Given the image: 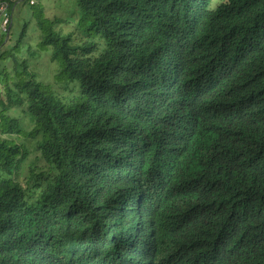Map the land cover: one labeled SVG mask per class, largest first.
Masks as SVG:
<instances>
[{
    "label": "trees",
    "instance_id": "trees-1",
    "mask_svg": "<svg viewBox=\"0 0 264 264\" xmlns=\"http://www.w3.org/2000/svg\"><path fill=\"white\" fill-rule=\"evenodd\" d=\"M4 1L0 264H264V0Z\"/></svg>",
    "mask_w": 264,
    "mask_h": 264
},
{
    "label": "rangeland",
    "instance_id": "rangeland-1",
    "mask_svg": "<svg viewBox=\"0 0 264 264\" xmlns=\"http://www.w3.org/2000/svg\"><path fill=\"white\" fill-rule=\"evenodd\" d=\"M42 6L45 9L46 15L49 17H53V15H58L60 17L71 18L74 16L76 11V0H40ZM18 10L15 11L12 34L16 36L18 34V30L21 26L22 20L21 17L28 18L30 15L29 7L26 2L21 3ZM23 15V16H22ZM42 71H46L43 69ZM43 82L45 83L48 79L45 75L43 77Z\"/></svg>",
    "mask_w": 264,
    "mask_h": 264
},
{
    "label": "built area",
    "instance_id": "built-area-1",
    "mask_svg": "<svg viewBox=\"0 0 264 264\" xmlns=\"http://www.w3.org/2000/svg\"><path fill=\"white\" fill-rule=\"evenodd\" d=\"M32 2L35 0H31ZM10 12L8 10V4L4 0H0V33L7 32L10 22Z\"/></svg>",
    "mask_w": 264,
    "mask_h": 264
}]
</instances>
